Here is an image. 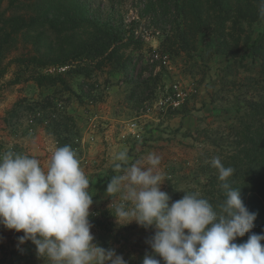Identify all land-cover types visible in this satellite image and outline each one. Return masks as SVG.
Returning <instances> with one entry per match:
<instances>
[{
  "label": "trees",
  "instance_id": "1",
  "mask_svg": "<svg viewBox=\"0 0 264 264\" xmlns=\"http://www.w3.org/2000/svg\"><path fill=\"white\" fill-rule=\"evenodd\" d=\"M101 1L0 0V62L16 53L9 62L15 67L12 84L33 81L40 88L61 86L73 93L67 81L70 75L89 78L105 69L134 83L138 62L133 52L145 43L135 34L142 21L147 22L143 36H161L160 52L164 54L184 52L193 58L200 37H212V49L200 56L204 68L211 56L228 60L218 76L223 86L214 90L212 102L225 101L236 108V116L229 124L204 130L214 148L195 175L199 188L191 192L199 191L214 206L223 201L218 171L210 163L219 156L226 167L236 169L229 182L241 187L245 206L257 213L252 232H264V18L258 14L257 0H140L139 19L130 22L116 10L124 0H107V13ZM255 26H262L257 37ZM50 67L68 70L45 72ZM240 71L245 74L241 79ZM184 108L173 113L180 114ZM40 112L41 121L50 114L42 108ZM95 213L90 220H97L96 228L110 233L107 226L113 224L106 225L103 218L111 210ZM247 238L248 234L236 242Z\"/></svg>",
  "mask_w": 264,
  "mask_h": 264
},
{
  "label": "rangeland",
  "instance_id": "2",
  "mask_svg": "<svg viewBox=\"0 0 264 264\" xmlns=\"http://www.w3.org/2000/svg\"><path fill=\"white\" fill-rule=\"evenodd\" d=\"M101 4L107 13L108 1L102 0ZM141 8L140 0L119 1L116 6L127 19L136 16ZM253 30L257 37L262 26H255ZM160 46L161 36L156 35L133 52L138 62L132 77L134 83L128 82L123 74L105 69L89 78L70 75L67 81L73 93L61 86L40 88L33 81L12 84L15 67L9 62L16 53L10 55L0 62V153L12 150L35 156L46 166L57 147L71 145L90 180L93 201L99 202L90 210L93 216L101 209H109L114 214V205L121 203L119 194H108L106 187L117 174L113 157L124 149L133 161L149 152L162 157L160 168L165 182L161 190L170 195V203L185 192L199 188L195 175L207 153L214 148L204 130L215 129L225 122L229 124L236 116V108L225 101L212 102L214 90L223 86L218 76L228 60L211 56L208 68H204L200 56H207L213 46L212 37L204 35L193 58L184 52L173 53L171 64L158 68L148 64L147 58L155 49L160 51ZM244 76L240 71L238 78ZM176 81L186 88L193 86L198 92L185 103L182 113H164L156 107V102ZM32 108L39 114H33ZM41 108L50 110L42 121L38 119L43 114ZM102 112L113 118L104 127L105 131L111 130L110 139H101L98 134L103 128ZM132 122H138L141 139L129 135L128 124ZM204 178L199 179L204 181ZM111 213L103 218L106 225L113 224L107 226L110 233L96 228L97 220H90L94 225L91 230L94 242L105 248L115 247L128 264H142L145 253L151 252L146 240L154 234L153 229L146 230L135 222L120 226Z\"/></svg>",
  "mask_w": 264,
  "mask_h": 264
},
{
  "label": "clouds",
  "instance_id": "3",
  "mask_svg": "<svg viewBox=\"0 0 264 264\" xmlns=\"http://www.w3.org/2000/svg\"><path fill=\"white\" fill-rule=\"evenodd\" d=\"M264 18V0H257ZM106 192L119 194L111 213L120 226L135 222L153 229L142 264H264V232L254 233L257 213L245 206L241 187L230 183L236 169L219 156L211 158L225 198L213 205L199 191L185 192L170 203L161 190L162 157L149 152L134 161L128 150L114 157ZM90 180L71 145L57 147L46 166L35 156L0 153V225L23 232L19 244L31 241L48 264H128L115 247L94 242ZM248 234L246 241L237 238ZM159 257V259L157 258Z\"/></svg>",
  "mask_w": 264,
  "mask_h": 264
},
{
  "label": "built area",
  "instance_id": "4",
  "mask_svg": "<svg viewBox=\"0 0 264 264\" xmlns=\"http://www.w3.org/2000/svg\"><path fill=\"white\" fill-rule=\"evenodd\" d=\"M132 19H139L136 15ZM128 17L127 22L132 20ZM147 31L146 27L143 23L139 29L136 30V37H142L146 41L147 39H151L152 37H148L145 34L143 36V32ZM148 34V33H147ZM144 41V42H145ZM147 63L151 66H157L158 68L162 66H169L171 64V56L169 54L161 53L159 50L155 49L152 54L147 58ZM68 70V67H50L47 72L54 73H65ZM198 90L195 87L186 88L179 81L173 83L169 88H167L166 92L159 98L156 102V107L159 110H162L164 113L168 111L180 110L185 103L189 100V98L193 95H196ZM129 135H131L135 139H141V128L138 122H132L128 124ZM125 138V136H124Z\"/></svg>",
  "mask_w": 264,
  "mask_h": 264
},
{
  "label": "crops",
  "instance_id": "5",
  "mask_svg": "<svg viewBox=\"0 0 264 264\" xmlns=\"http://www.w3.org/2000/svg\"><path fill=\"white\" fill-rule=\"evenodd\" d=\"M102 113L100 115V124L103 128L101 132L98 131V134L101 139H108L111 135V130L105 131L104 127L109 126V123L113 122V118L111 114L108 116L106 113ZM97 203L99 202L93 201L90 210ZM22 235L23 232L18 233L0 225V264H48L45 259L37 256L35 245L31 241H27L22 245L19 244L18 238Z\"/></svg>",
  "mask_w": 264,
  "mask_h": 264
}]
</instances>
